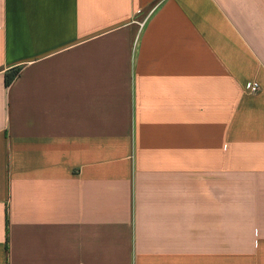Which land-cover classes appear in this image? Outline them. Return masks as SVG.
<instances>
[{"label":"crops","instance_id":"1","mask_svg":"<svg viewBox=\"0 0 264 264\" xmlns=\"http://www.w3.org/2000/svg\"><path fill=\"white\" fill-rule=\"evenodd\" d=\"M0 264H264V0H0Z\"/></svg>","mask_w":264,"mask_h":264},{"label":"trees","instance_id":"2","mask_svg":"<svg viewBox=\"0 0 264 264\" xmlns=\"http://www.w3.org/2000/svg\"><path fill=\"white\" fill-rule=\"evenodd\" d=\"M19 74V70L16 71L15 73L11 74L10 76H7V84H11L12 81L14 80V78H16V76Z\"/></svg>","mask_w":264,"mask_h":264},{"label":"built area","instance_id":"3","mask_svg":"<svg viewBox=\"0 0 264 264\" xmlns=\"http://www.w3.org/2000/svg\"><path fill=\"white\" fill-rule=\"evenodd\" d=\"M259 90H260V86L258 85V83H254L250 88L251 93H257Z\"/></svg>","mask_w":264,"mask_h":264}]
</instances>
